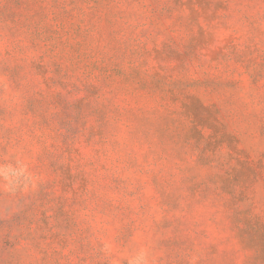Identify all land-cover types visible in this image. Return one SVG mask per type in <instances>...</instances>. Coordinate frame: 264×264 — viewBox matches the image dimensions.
I'll use <instances>...</instances> for the list:
<instances>
[{"label": "rangeland", "instance_id": "374dc122", "mask_svg": "<svg viewBox=\"0 0 264 264\" xmlns=\"http://www.w3.org/2000/svg\"><path fill=\"white\" fill-rule=\"evenodd\" d=\"M0 264H264V0H0Z\"/></svg>", "mask_w": 264, "mask_h": 264}]
</instances>
